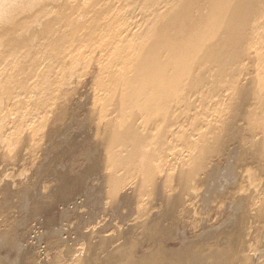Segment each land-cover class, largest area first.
<instances>
[{
  "label": "rangeland",
  "instance_id": "374dc122",
  "mask_svg": "<svg viewBox=\"0 0 264 264\" xmlns=\"http://www.w3.org/2000/svg\"><path fill=\"white\" fill-rule=\"evenodd\" d=\"M175 1L43 0L46 26L24 37L20 65L0 47V264H128L152 255L158 264H264V2L250 12L247 31L256 21L258 32L228 60L229 83L214 65L213 86L207 70L197 81L192 62L178 66L182 83L156 101L174 108L159 128L162 116L127 104L133 72L123 49L116 62L108 47L132 48ZM190 6L193 18L159 38L162 57L180 52L181 26L206 14L199 1ZM7 27L5 49L23 37ZM49 42L62 47L56 61ZM37 93L47 99L42 109ZM151 135L160 151L144 158Z\"/></svg>",
  "mask_w": 264,
  "mask_h": 264
},
{
  "label": "bare ground",
  "instance_id": "6f19581e",
  "mask_svg": "<svg viewBox=\"0 0 264 264\" xmlns=\"http://www.w3.org/2000/svg\"><path fill=\"white\" fill-rule=\"evenodd\" d=\"M191 1H199V3L201 4V9H203L206 14L201 18L195 20V27L193 26V24H186L181 26V31L184 32L183 37L186 44L182 46L183 48L180 52H170L168 57H162L161 55L163 53V47L159 42V38H161L162 35L168 30L167 27L169 25H175L177 23V20L183 19V17L193 18L191 15L194 6L190 5L194 4L195 2L190 3ZM258 1L260 2V0H176L175 2H171L170 4H168L165 8V11L159 12V14L155 15L153 17V23L151 24L152 21L150 22L151 25L149 24V26L145 30L135 35V42L133 43L132 48H130L129 43L123 44L122 48H120V46L117 48L113 47V45H109L110 47H108V49H112V52L110 54L113 55V58L111 60L116 62L119 61V59H121V50L123 49L124 57L127 55L126 61L130 64L131 70L133 72L132 81L134 83L132 84H135V88L131 87L128 89L126 93L127 104L130 105L132 110L140 113L142 112V114L147 113L150 117L162 116V124H160L159 126V128H161V126H164V123L166 122L165 115H167V111L171 109L169 107L170 105H172V101L165 100L163 102L162 100L163 104L158 103L160 104L159 106L158 104H156V101L160 98H169V95H171L170 89L175 86H180V84L182 83L183 76L181 73V68L179 70L178 67L180 64L192 62V66L194 67L193 73H199L198 75H194L196 76L195 80L197 81L202 76V72L199 68H201L203 72L207 70L208 73L210 70H213L211 66L214 65L215 75L218 72L219 74L216 76L220 77L221 80L226 78V82L229 83L231 74L227 71V69L229 68L228 60L234 57L238 50L241 51L245 46L248 45L251 34L258 32L257 26L259 22L256 21H252L251 30L249 29L247 31L251 22V8L256 3H258ZM261 1L264 2V0ZM42 2L43 0H0V47L3 48V50L8 54L7 57H13L12 63L14 64V66H17L20 63V61L16 57L18 56L16 55L17 52L23 50V48L27 45L28 39L24 37L31 36L32 30H39L46 26L45 24L47 22H42V19L44 17L46 18L49 13L48 11L44 13V7H39ZM180 6H182V9H180ZM24 15H27L28 17L26 16L27 20L23 21V19L21 18ZM20 16L22 17L20 18ZM19 18L22 22H20ZM46 20H48V18ZM8 24H13L14 26L16 25L19 30V34L17 35L19 36V38L20 36H23L22 39L26 41L23 42V40L20 39L18 40V43L13 46V48L5 49L6 44L4 39L5 36H7L9 33L7 32L5 34L6 29L8 28ZM50 24L52 25L53 23ZM4 28L5 30L3 31ZM207 30L208 33L206 34ZM55 32L56 30L50 33L54 35ZM63 33L64 31L60 33V36ZM115 35L117 34L115 33ZM48 46H50V48L47 49V51L52 54L54 60L56 61V59L60 58L62 54V47L58 45L56 47L54 45L51 46L50 42L48 43ZM262 52L264 51L261 50V70L264 72V53L262 54ZM21 57L22 55L18 58ZM3 63H5V61ZM207 73L205 74L203 80H208V82L212 85L211 79L214 73L212 74L211 72H209L208 75ZM41 77L45 78V76ZM14 79L12 78V80ZM42 97L43 93L42 95L38 94V96L36 97L37 101L35 102V106L40 109H42V106H44L47 102V99L45 101ZM175 98L177 99V97ZM173 109H171L170 111H172ZM129 127H131L130 124ZM132 131H135V129ZM141 135L143 136V133ZM140 137L138 138L137 136H134L133 138H131V144H133V148L139 149L136 147L139 145ZM158 138L160 139V137ZM178 138L184 141L187 147H194V144L190 143L188 138L184 135H179ZM128 140L130 139L128 138ZM159 142H157L156 136L152 135L150 140L146 144L142 141V145L145 144L143 146L145 151H143V147L141 148L139 145V147L141 148L140 152L142 156L145 158V156L149 153H152L153 151L157 152L159 150L158 148L160 147ZM136 153L135 155H137ZM135 155L133 156V158L135 157ZM157 262L158 260L156 259V256L152 255L142 262L131 263V261H129L128 264H156Z\"/></svg>",
  "mask_w": 264,
  "mask_h": 264
}]
</instances>
